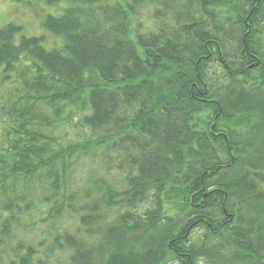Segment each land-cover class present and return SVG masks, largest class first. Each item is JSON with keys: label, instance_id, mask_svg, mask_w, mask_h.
Segmentation results:
<instances>
[{"label": "trees", "instance_id": "obj_1", "mask_svg": "<svg viewBox=\"0 0 264 264\" xmlns=\"http://www.w3.org/2000/svg\"><path fill=\"white\" fill-rule=\"evenodd\" d=\"M0 25V264H264V0H45Z\"/></svg>", "mask_w": 264, "mask_h": 264}, {"label": "rangeland", "instance_id": "obj_2", "mask_svg": "<svg viewBox=\"0 0 264 264\" xmlns=\"http://www.w3.org/2000/svg\"><path fill=\"white\" fill-rule=\"evenodd\" d=\"M60 8L47 7L45 0H0V25L17 24L26 35H44L47 46L57 41L44 31L42 22L48 14H58Z\"/></svg>", "mask_w": 264, "mask_h": 264}]
</instances>
